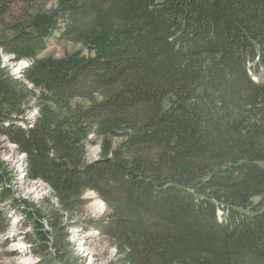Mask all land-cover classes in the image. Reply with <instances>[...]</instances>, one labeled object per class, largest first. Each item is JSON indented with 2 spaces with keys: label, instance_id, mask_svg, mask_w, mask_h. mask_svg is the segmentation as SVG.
<instances>
[{
  "label": "trees",
  "instance_id": "16d2710c",
  "mask_svg": "<svg viewBox=\"0 0 264 264\" xmlns=\"http://www.w3.org/2000/svg\"><path fill=\"white\" fill-rule=\"evenodd\" d=\"M62 4L63 30L57 15H40L0 42L2 52L32 57L56 33L76 39L93 21L112 35L93 58L47 67L53 80L30 119L21 108L29 92L0 68V135L25 155L27 177L46 183L60 209L94 191L110 210L95 226L123 263L264 264V0ZM108 7L128 13L122 24L103 21ZM75 100L88 105L72 108ZM121 126L130 133L119 147L87 163L89 132ZM12 181L0 161V234L11 211L30 230L26 242L74 264L59 216L12 198Z\"/></svg>",
  "mask_w": 264,
  "mask_h": 264
},
{
  "label": "rangeland",
  "instance_id": "374dc122",
  "mask_svg": "<svg viewBox=\"0 0 264 264\" xmlns=\"http://www.w3.org/2000/svg\"><path fill=\"white\" fill-rule=\"evenodd\" d=\"M63 2L64 0H0V9L3 12L0 19V42L9 40L23 30H28L40 15H57V26L63 30L67 25V17L62 15ZM103 14V21L120 25L128 13L116 7H108L104 8ZM98 24L99 22L93 21L92 24L84 25L83 30L85 32H82L81 37L76 39L58 32L51 38L46 49L36 52L32 57L15 60L13 56L3 53L0 49V68L15 80L18 88L29 92L21 107L24 111V118L30 119L39 113L40 109L37 106L39 97L47 94L46 85L53 80L52 73L47 67L53 63L54 66L56 65L55 67L64 69L65 65L61 66V63H64L69 57L87 60L100 52L101 41L103 42L105 38V36L102 37V34L109 38L112 35V30H103ZM93 33V38H96L94 43L85 38V35ZM98 35L102 38H98ZM93 98L94 101L100 100L98 96ZM87 105L88 101L84 100L70 102L72 108L86 107ZM167 105V102L163 103L162 108L165 109ZM49 107L53 108V105L50 104ZM129 133L130 130L124 126L114 130L112 134L96 133L94 127L87 137L89 143L85 161L91 163L101 159L105 154H110L119 147ZM23 156L25 157L24 154L17 152L14 144L8 143L4 136L0 135V161L13 172V178L16 176L14 186L17 187L16 193L19 195H26L31 188L30 182L34 181L27 177L24 167L26 161ZM261 165L264 167V163ZM20 174L23 176H18ZM45 184L41 185L36 196H26L30 199L31 204L44 214H48L49 210H54L55 215L60 218H58L60 224L64 225L63 232L69 231V229L74 230L75 226L80 227L78 231L81 230L82 232L77 233H81V235H86L90 230L95 232L90 237L88 236V241L83 248L79 247L77 250L71 245L72 257L75 259L74 264H126L123 263V255H118L116 243L104 234L103 229L95 226L97 222L106 221L110 210L94 191H85L81 195L80 201L71 209H60L56 194ZM10 196L13 198V193ZM94 206H98L100 209L95 211ZM48 216L49 219L53 218L51 213ZM43 222H46V216ZM21 231L20 227H15L8 228L6 233L0 234V264H24L23 260L26 258H29L27 264H31L32 260L35 262L36 257L39 261L35 264H59L55 261L54 252L50 250V247H47L49 248L47 252H38L40 247L35 245L38 242L35 237H33L32 242H26L23 239L25 244L30 242L32 245L30 250L25 248L21 251L22 253H19L20 248L18 247L21 246V242L15 237L19 236ZM27 231L30 230L27 228L23 230V233ZM31 235L33 236V234Z\"/></svg>",
  "mask_w": 264,
  "mask_h": 264
},
{
  "label": "built area",
  "instance_id": "2783aa9c",
  "mask_svg": "<svg viewBox=\"0 0 264 264\" xmlns=\"http://www.w3.org/2000/svg\"><path fill=\"white\" fill-rule=\"evenodd\" d=\"M23 158H24V160H25V157L23 156ZM23 158H22V160H23ZM25 167V166H24ZM18 176H23V174H20V175H18ZM15 178H13V181L11 182V191H12V193H13V197L15 198V199H17V200H27L28 202H30V199L28 198V197H26V196H36V194H37V192H39L40 191V189H41V185L44 183L42 180H39V179H37V180H34V181H32V182H30L31 183V188H30V190H29V192H27V194L26 195H23V194H21V195H19L18 193H16V186H14V184H16V183H14V180L16 179V176H14ZM43 182V183H42ZM45 184V183H44ZM46 185V184H45ZM49 189H50V187H48ZM16 193V194H15ZM15 194V195H14ZM2 205H5V208L7 209L9 206H8V203H4V204H2ZM15 215H14V213L13 212H11L10 211V214H9V218L11 219L12 217H14ZM21 220V217L20 216H16V217H14L13 219H11V221H10V227H9V229L10 228H15V227H17L16 226V223L18 222V221H20ZM44 227H45V229L46 230H49V228H48V226L46 225V223H44ZM17 228H19V227H17ZM80 229V227L79 226H75V228H74V230H71V229H69V231H68V233H69V241H70V244L72 245V246H74L77 250L79 249V247H81V248H83L84 247V245H85V243L88 241V236L90 237L91 235H93V233H95V232H93V230H90L86 235H81V233H77V232H82L81 230L80 231H78ZM29 230V229H28ZM21 231V230H20ZM22 233V234H21ZM21 233H19L20 235L19 236H17L16 238L21 242L20 243V247H18V248H20L19 249V253H22L21 251L22 250H25V248L27 249V250H30L29 248H31V245L32 244H30V243H26L25 244V242L23 241V239H24V236H23V231H21ZM25 245V246H24ZM52 251V250H51ZM32 256V255H31ZM39 261V259L36 257V260H35V262H34V264L36 263V262H38Z\"/></svg>",
  "mask_w": 264,
  "mask_h": 264
},
{
  "label": "bare ground",
  "instance_id": "6f19581e",
  "mask_svg": "<svg viewBox=\"0 0 264 264\" xmlns=\"http://www.w3.org/2000/svg\"><path fill=\"white\" fill-rule=\"evenodd\" d=\"M99 209H100V208H98V206H94V210H95V211H98ZM28 259H29V258H26L25 260H23V263H24V264H27V263H28ZM89 263H90V262H89ZM31 264H34V261H33V260H32V262H31ZM90 264H91V263H90Z\"/></svg>",
  "mask_w": 264,
  "mask_h": 264
}]
</instances>
